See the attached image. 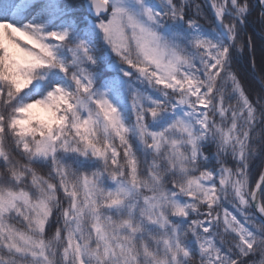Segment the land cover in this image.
Listing matches in <instances>:
<instances>
[{"label": "snow or ice", "instance_id": "6c2138e0", "mask_svg": "<svg viewBox=\"0 0 264 264\" xmlns=\"http://www.w3.org/2000/svg\"><path fill=\"white\" fill-rule=\"evenodd\" d=\"M0 264H264V0H0Z\"/></svg>", "mask_w": 264, "mask_h": 264}, {"label": "trees", "instance_id": "16d2710c", "mask_svg": "<svg viewBox=\"0 0 264 264\" xmlns=\"http://www.w3.org/2000/svg\"><path fill=\"white\" fill-rule=\"evenodd\" d=\"M259 168L252 174V176L250 177V179L252 181H254L256 178H258V172H259Z\"/></svg>", "mask_w": 264, "mask_h": 264}]
</instances>
